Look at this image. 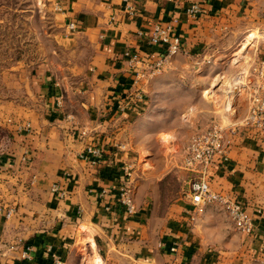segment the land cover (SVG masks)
<instances>
[{"label": "crops", "instance_id": "1", "mask_svg": "<svg viewBox=\"0 0 264 264\" xmlns=\"http://www.w3.org/2000/svg\"><path fill=\"white\" fill-rule=\"evenodd\" d=\"M50 2L68 59L61 67L31 68L24 86L21 67L10 66L8 83L0 84V208L13 210L0 217V264H54V258L64 264H264V138L243 125L244 86L254 62L264 61V0ZM193 5L195 15L188 12ZM157 23L171 24L181 43L173 70L164 74H206L205 123L197 126L202 113L193 101L185 132L147 128L140 143L133 128L159 119L150 110L155 89L169 76L157 87L152 79L135 84L141 68H131L129 58L135 54L150 65L164 55L148 42ZM212 125L236 132L228 161L210 168L209 185L241 203L253 223L249 236L217 206L192 216L190 175L178 168L179 159L190 137ZM87 146L101 150L99 164L79 158ZM141 148L150 154L147 172L139 170ZM171 150L178 151L172 156ZM125 165L134 169L131 216L115 204L112 189ZM171 172L179 184L172 197L165 183ZM27 250L30 260L22 258Z\"/></svg>", "mask_w": 264, "mask_h": 264}, {"label": "built area", "instance_id": "2", "mask_svg": "<svg viewBox=\"0 0 264 264\" xmlns=\"http://www.w3.org/2000/svg\"><path fill=\"white\" fill-rule=\"evenodd\" d=\"M126 10L131 17L136 14L131 6L126 7ZM188 12L195 15L198 12L197 5H193ZM68 29L74 31L76 28L74 24H69ZM171 32V24L157 23L149 29L147 34L149 44L162 47L165 51L164 55L152 64L142 62L135 54L130 55L129 66L136 68L138 65V68L142 70L135 73V84L162 73L181 52L180 40ZM144 68L150 72L145 73ZM251 74L250 81L246 84L247 86H244L245 89L247 87L248 108L243 125L260 138H264V61L256 60L251 68ZM139 93L135 95V99L140 101L141 92ZM124 109V106L119 107L120 112ZM235 132L236 129L230 128L227 131L216 125L197 130L183 148L178 168L190 175L187 187L193 218L195 215L204 213L209 206H217L227 215L238 233L249 236L253 232V223L241 203L230 193L215 192L209 185L210 168L228 161V150ZM79 158L96 165L101 161L102 152L97 147L87 146L79 154ZM123 171L122 182L115 184L112 189L117 192L115 204L123 210L124 214L131 216L135 213L134 169L131 165H125ZM12 213L13 210L10 208L6 210L0 208V217L8 219ZM22 258L30 260L29 250L23 252ZM54 264H64V262L54 258Z\"/></svg>", "mask_w": 264, "mask_h": 264}, {"label": "rangeland", "instance_id": "3", "mask_svg": "<svg viewBox=\"0 0 264 264\" xmlns=\"http://www.w3.org/2000/svg\"><path fill=\"white\" fill-rule=\"evenodd\" d=\"M62 29L58 25L56 20V13L51 5L50 0H0V84L3 87L4 84L8 83L5 81V77L10 66L16 65L21 67L22 72L21 81L24 86L28 80L29 70L46 63L53 64L54 66H62L64 60H67V55L62 52L60 36ZM174 59L172 60L169 67H167L159 75H155L149 79L155 83L157 87L160 80L164 78L165 71H170L173 66ZM177 65H180L177 64ZM183 65V63H182ZM186 68V65L184 64ZM186 69H182L185 71ZM150 72V70H147ZM168 77L165 79V88L161 84L160 90L155 89L156 97L154 100V108L150 111H155L159 114L156 118H151L148 122L138 121L134 126L135 141L140 142L144 138L145 129H157L164 128L170 129L175 127L181 132H185L188 128V121L184 122L188 117V110L190 103L195 101L199 109V113H202V117L198 120V125L205 123L204 103L200 100L205 89L206 74L200 71L196 75L191 74L188 70L184 73H169L166 74ZM19 77V76H17ZM145 78L144 80H149ZM196 81L194 84L197 88H190V82ZM159 97L164 100H159ZM158 98V99H157ZM216 98V97H215ZM196 99V100H195ZM165 108L167 112H165ZM221 112L223 111V105L219 107ZM181 125H180V124ZM155 149V148H153ZM177 149V148H176ZM178 151V150H177ZM171 150L172 156L177 152ZM152 148L150 149V153ZM139 170L140 172H147L152 170V165L149 163L144 166L146 159L149 158L146 153L143 152L142 148L139 150ZM177 158V156H176ZM176 170V169H175ZM138 171V170H137ZM173 176V177H172ZM166 189L168 195L178 193L179 184L176 179V175L171 172L166 180Z\"/></svg>", "mask_w": 264, "mask_h": 264}, {"label": "trees", "instance_id": "4", "mask_svg": "<svg viewBox=\"0 0 264 264\" xmlns=\"http://www.w3.org/2000/svg\"><path fill=\"white\" fill-rule=\"evenodd\" d=\"M122 178H124V176H122Z\"/></svg>", "mask_w": 264, "mask_h": 264}]
</instances>
